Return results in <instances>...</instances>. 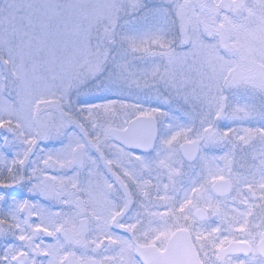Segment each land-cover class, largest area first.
<instances>
[{"label": "snow or ice", "instance_id": "snow-or-ice-1", "mask_svg": "<svg viewBox=\"0 0 264 264\" xmlns=\"http://www.w3.org/2000/svg\"><path fill=\"white\" fill-rule=\"evenodd\" d=\"M0 264H264V0H0Z\"/></svg>", "mask_w": 264, "mask_h": 264}]
</instances>
